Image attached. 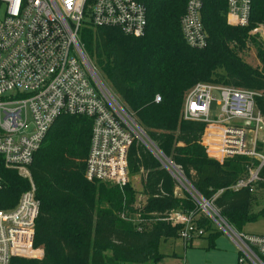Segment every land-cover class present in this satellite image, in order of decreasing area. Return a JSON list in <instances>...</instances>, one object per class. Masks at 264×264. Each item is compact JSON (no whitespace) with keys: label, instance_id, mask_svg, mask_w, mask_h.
<instances>
[{"label":"trees","instance_id":"1","mask_svg":"<svg viewBox=\"0 0 264 264\" xmlns=\"http://www.w3.org/2000/svg\"><path fill=\"white\" fill-rule=\"evenodd\" d=\"M187 2L146 0L143 37L89 26L82 30L81 44L147 140L241 232L264 217L263 208L256 212L264 204V182L252 192L234 189L246 179L248 167L258 163L247 157L223 163L210 159L202 145L207 125L185 120L183 105L199 83L264 92V43L247 28L227 24L225 0H206L202 19L208 46L190 48L180 25ZM252 21L264 23V0H254ZM91 134V119L70 115L59 117L48 132L29 167L40 201L34 246L43 257L12 264H157L164 258L160 243L179 238L181 231L167 220L171 213L195 212L199 226L211 230L212 222L193 195L177 196L173 175L137 139L129 152L125 186L88 181ZM30 189V181L0 157V209L14 208Z\"/></svg>","mask_w":264,"mask_h":264},{"label":"built area","instance_id":"2","mask_svg":"<svg viewBox=\"0 0 264 264\" xmlns=\"http://www.w3.org/2000/svg\"><path fill=\"white\" fill-rule=\"evenodd\" d=\"M225 2L227 24L247 28L250 36L264 43V23L252 21L254 0ZM205 3L206 0H188L181 18L184 41L197 50L208 46L202 19ZM1 5L4 17L0 21V157L7 168L16 170L31 183V189L21 195L14 208L0 209V264H12L14 259L43 256V250L34 246L40 201L29 167L59 117L92 120L85 169L88 181L120 187L129 182V152L143 131L85 54L81 33L90 26L143 37L148 9L146 0H0ZM214 93L220 99L213 115ZM155 101L159 103L160 97ZM261 102L264 103V92L208 83L195 85L184 100L183 118L207 125L202 145L210 159L219 163L236 157L257 161V165L248 167L246 179L235 190L248 188L252 192L258 183L264 182ZM27 126L32 130L24 133ZM159 155L165 159L160 152ZM164 163L182 183L180 170L167 159ZM198 198L204 217L236 246L238 264H264V236L236 230L212 203ZM167 220L181 226L179 238L185 245L205 235L195 212H174Z\"/></svg>","mask_w":264,"mask_h":264},{"label":"rangeland","instance_id":"3","mask_svg":"<svg viewBox=\"0 0 264 264\" xmlns=\"http://www.w3.org/2000/svg\"><path fill=\"white\" fill-rule=\"evenodd\" d=\"M3 17L4 7L1 5L0 21L3 20ZM98 73L100 74V72ZM213 98L215 101L212 103L211 109L214 115L215 112L217 113V101L220 99V96L218 93H214ZM31 130L32 127L27 126L24 129V133H29ZM140 137L148 143L155 154H157L158 158L165 162V159L160 157L159 152L147 141L146 136L143 135L141 131L138 134V141L141 142ZM174 178L177 182L176 190L178 195L184 196L185 194H191L196 200H198H195L198 205V202H200L201 199L198 198V194L190 188L184 177L182 179V183L178 181L180 178ZM139 204L142 208L145 206L142 198H139ZM262 208L264 209V204L257 207L256 212L261 211ZM138 221H140V219ZM241 232L252 236H264V217L247 224ZM213 235L216 236L213 237ZM211 241H214V243ZM159 252L164 256V258L157 264H238L239 259V253L234 243L214 222H212L211 230L205 231V235L203 237L194 239L191 242V245L190 243L185 245L183 240L180 238L169 239L160 243Z\"/></svg>","mask_w":264,"mask_h":264},{"label":"water","instance_id":"4","mask_svg":"<svg viewBox=\"0 0 264 264\" xmlns=\"http://www.w3.org/2000/svg\"><path fill=\"white\" fill-rule=\"evenodd\" d=\"M143 134V133H142ZM144 135V134H143ZM141 142L157 157V159L161 162V164L172 174L171 170L166 166V164L158 158L157 154H155V152L151 149V147L148 145V143H146L143 138L140 137ZM148 141V140H147ZM149 142V141H148ZM150 143V142H149ZM151 144V143H150ZM154 147V145H153Z\"/></svg>","mask_w":264,"mask_h":264},{"label":"crops","instance_id":"5","mask_svg":"<svg viewBox=\"0 0 264 264\" xmlns=\"http://www.w3.org/2000/svg\"><path fill=\"white\" fill-rule=\"evenodd\" d=\"M138 126V125H137ZM147 139V138H146ZM174 177V176H173ZM176 195L177 196H179V197H183V195L181 196V195H178V193H177V190H176ZM191 245V244H190ZM43 257V256H42Z\"/></svg>","mask_w":264,"mask_h":264}]
</instances>
